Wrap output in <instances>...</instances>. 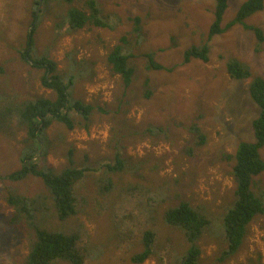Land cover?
<instances>
[{"label": "rangeland", "instance_id": "rangeland-1", "mask_svg": "<svg viewBox=\"0 0 264 264\" xmlns=\"http://www.w3.org/2000/svg\"><path fill=\"white\" fill-rule=\"evenodd\" d=\"M243 1L227 0L222 25ZM98 2L110 26L68 31L60 25L63 6L45 4L33 34V57L46 52L56 62V73L65 78L76 75L71 96L93 106L88 126L68 130L63 143L67 145L59 144L45 155L60 169L68 163L71 150L75 164L89 168L76 186V213L60 221L52 209L45 213L43 227L78 232L83 264H176L189 243L181 229L165 223L163 213L186 199L212 217L198 239L200 264H264V212L249 222L239 250L231 257L222 256L220 218L234 189L233 162L224 155L233 153L240 141H253L251 122L258 113L247 93L249 79L231 78L225 63L230 55L247 63L253 75L264 76V38L258 44L252 30L235 24L208 39L215 0ZM40 7L35 0H0V175L19 170L25 151L31 149L21 118L25 105L53 97V91L41 83L45 69L34 67L20 54L32 12L39 13ZM135 17L141 36L133 30ZM246 22L260 27L264 35V6ZM118 44L133 53L129 61L135 76L128 87L107 62V53ZM204 44L210 47L208 60L184 59L186 49ZM148 53L173 68H148ZM146 84L152 90L150 97L144 96ZM192 125L204 141H198ZM56 127L62 130L56 122L46 129L52 139ZM117 147L126 157L122 170L107 167ZM259 153L264 161V145ZM40 156L36 152L32 160ZM250 188L264 204V171L252 178ZM7 192L38 198L40 206L50 200L41 180L31 174L0 182V264H20L32 236L30 230L20 232L10 222L13 210L5 199ZM146 230L156 231L155 248L136 263L132 256L142 250L141 235Z\"/></svg>", "mask_w": 264, "mask_h": 264}, {"label": "trees", "instance_id": "trees-1", "mask_svg": "<svg viewBox=\"0 0 264 264\" xmlns=\"http://www.w3.org/2000/svg\"><path fill=\"white\" fill-rule=\"evenodd\" d=\"M40 2L39 13H36V9L32 12L34 18L28 33L27 43L20 54L22 58L31 62L34 67L45 69V73L41 77V83L53 91V97L36 98L25 105L21 118L27 128V142L31 145V149L25 151L19 170L0 175V182L19 180L31 174L41 180L47 191L46 197L50 200L49 204L43 203L40 206L38 198L6 193L5 199L13 210L10 219V222L14 224L13 227H17L20 232L25 233L26 230H30L32 236L29 251L20 264H52L56 260H64L70 264H83L85 255L78 245L80 239L78 232L47 229L43 227L42 220L45 213L48 212V215L52 209L55 217L60 221L67 220L76 213L78 205L76 186L89 167L75 164L73 151L71 150L68 153V163L60 169L54 168L51 163H48L45 160V155L51 148L66 142L68 130H72L77 126L85 128L88 126L93 106L71 96V87L76 81V75L71 74L65 78L56 73V62L48 57L46 52L33 57V34L39 25L38 20L42 16L45 4L47 6H51V4L63 6L64 19L60 25H64L68 31L78 30L88 25L107 26L109 24L103 17L98 0H35L36 5ZM263 6L264 0H245L239 5L233 18L226 25H222V18L227 9V0H215L214 19L208 31V39L235 24H240L254 32L259 44L264 38L263 30L258 26L248 24L246 19L261 10ZM133 21L134 32L141 36L142 32L138 26L139 18L135 17ZM123 40L125 41V39ZM209 49L210 47L207 44L192 45L185 50L184 59L189 61L197 58L206 61L209 59ZM132 54L130 51L123 50L121 45L118 44L106 55L108 65L112 71L120 75L122 84L125 87L130 86L135 76V66L129 61L130 56H133ZM147 57L148 68L156 70H171L173 68L164 67L155 61L151 53H148ZM70 64L72 67L73 63ZM225 69L233 79H249L247 93L252 103L257 107L258 112L251 122L253 141H240L233 153L224 155L226 159L233 162L230 173L234 181V189L232 190V199L224 205V209L220 213L225 241L222 256L231 257L239 250L249 222L257 214L264 212L262 199L250 188L252 178L264 171V161L259 153V149L264 145V76L253 75L247 63L230 55L226 60ZM151 94L152 90L149 91L146 84L144 96L150 97ZM52 122L59 123L62 126L61 131H57L60 127L54 129L53 139L46 134V129ZM125 130L127 132L125 136H128L130 131L127 128ZM157 130L160 131L161 127H158ZM191 130L197 133L199 142L204 141L197 126L192 125ZM121 149V147L114 148L115 155L107 164L108 168H118L119 170L124 168L126 157ZM36 152H40L41 156L38 161H33L32 158ZM160 185L163 189L166 188L163 186L165 184L160 183ZM39 211L41 213H38ZM207 213L210 215V212ZM207 213L199 207H193L186 199H181L164 210L165 223L181 229L189 243V246L181 255L180 261L176 264H200L201 248L198 239L205 228L209 227L212 219V217H208ZM155 240L156 231L146 230L142 232L141 242L143 248L132 256V260L136 263L146 260L154 251Z\"/></svg>", "mask_w": 264, "mask_h": 264}]
</instances>
